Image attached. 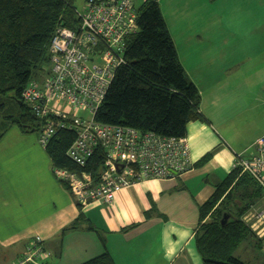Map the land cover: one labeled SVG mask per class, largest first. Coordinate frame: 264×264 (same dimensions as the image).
Here are the masks:
<instances>
[{"label": "crops", "instance_id": "1", "mask_svg": "<svg viewBox=\"0 0 264 264\" xmlns=\"http://www.w3.org/2000/svg\"><path fill=\"white\" fill-rule=\"evenodd\" d=\"M159 4L201 95L204 119L186 127L190 168L132 183L111 205H80L55 176L39 134L12 126L0 139V264L15 261L36 237L51 252L46 264H81L105 252L116 264H204L194 240L199 207L233 170L236 154L252 155L264 135V0ZM262 211L264 195L243 216L256 259L264 252Z\"/></svg>", "mask_w": 264, "mask_h": 264}, {"label": "trees", "instance_id": "2", "mask_svg": "<svg viewBox=\"0 0 264 264\" xmlns=\"http://www.w3.org/2000/svg\"><path fill=\"white\" fill-rule=\"evenodd\" d=\"M136 11L138 30L127 40L126 63L116 69L95 120L141 133L186 136L190 121L204 119L200 92L179 60L159 0H144ZM78 25L75 0H0V139L12 126L40 131L41 119L24 102L23 91L49 67L57 27ZM75 137L74 131L61 129L50 139L45 149L54 166L80 171L66 153ZM103 162L104 151L97 148L85 170L99 175ZM263 195L261 185L240 168H233L216 186L199 207L194 235L204 264H247L234 253L254 234L243 216ZM224 214L228 218L222 224ZM81 264L116 263L105 252Z\"/></svg>", "mask_w": 264, "mask_h": 264}, {"label": "built area", "instance_id": "3", "mask_svg": "<svg viewBox=\"0 0 264 264\" xmlns=\"http://www.w3.org/2000/svg\"><path fill=\"white\" fill-rule=\"evenodd\" d=\"M77 16V28L57 27L50 44L49 67L29 82L23 100L41 119L42 146L58 130L76 134L66 153L80 171L55 166V176L79 204L97 200L111 205L117 192L132 183L168 179L187 171L190 148L186 136L141 133L95 120L116 69L126 63L127 40L138 30L135 0H85ZM82 112L88 117H82ZM253 146L248 157L236 154L233 168L248 172L264 189V135ZM97 148L104 151L99 175L85 170ZM256 217L264 221V211ZM50 255L43 240L36 237L12 264H46Z\"/></svg>", "mask_w": 264, "mask_h": 264}, {"label": "rangeland", "instance_id": "4", "mask_svg": "<svg viewBox=\"0 0 264 264\" xmlns=\"http://www.w3.org/2000/svg\"><path fill=\"white\" fill-rule=\"evenodd\" d=\"M144 0H135L136 7H140V5L143 3ZM85 5V0H75V6L77 8L78 12H82ZM82 117H88L87 112L81 113ZM14 131H19V128L15 127L13 129ZM33 133L39 134V130L33 131ZM262 255L263 258L256 259L255 257V251L251 249V247L248 246L246 242L242 243L237 250L235 251V255L240 260L244 261L247 264H264V252H258ZM12 264V263H11Z\"/></svg>", "mask_w": 264, "mask_h": 264}, {"label": "water", "instance_id": "5", "mask_svg": "<svg viewBox=\"0 0 264 264\" xmlns=\"http://www.w3.org/2000/svg\"><path fill=\"white\" fill-rule=\"evenodd\" d=\"M227 218H228V215H227V214H224V215H223V218L221 219V223H222V224H225L226 221H227Z\"/></svg>", "mask_w": 264, "mask_h": 264}]
</instances>
